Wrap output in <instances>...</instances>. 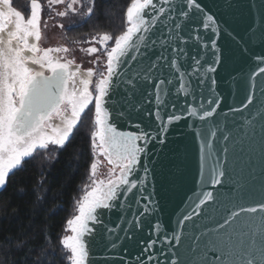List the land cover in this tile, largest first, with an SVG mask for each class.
I'll return each instance as SVG.
<instances>
[{
	"label": "snow or ice",
	"instance_id": "6c2138e0",
	"mask_svg": "<svg viewBox=\"0 0 264 264\" xmlns=\"http://www.w3.org/2000/svg\"><path fill=\"white\" fill-rule=\"evenodd\" d=\"M63 2L48 0L49 5ZM2 3L8 10L0 12V32L10 23L14 31L9 32L7 40L0 38V190L5 188L9 175L20 170L37 150H47L49 145L64 148L89 105L94 106L93 154L104 157L110 166L105 178H100L98 163L90 165L89 184L76 202L77 214L66 221L71 235L63 236L60 244L69 253L66 259L70 264H96L97 259L101 264H114L117 253L113 250L125 240H134L141 246L134 257L139 264H145V260L149 264L154 260L156 264H178L180 253L176 247L182 244L186 221L192 222L193 230L199 229V235L184 241L192 254L187 264H236L237 258L239 264L264 261V215L259 217L257 232L233 227L237 217L257 213V207L231 200L222 202L212 191L202 190L197 194L199 202L178 221V230L160 237V224L152 220L157 208L149 191L150 177L156 171V145L165 143L169 125L188 118L206 122L188 124L200 141L201 184L210 183L213 188L221 184L227 172L224 160L228 148L224 147L223 158L215 153L229 137L223 134L220 122L211 119L223 100L217 91V69L232 59L230 43L243 55L253 39L264 41V29L259 33L250 29L245 40L203 0H131L126 9V30L86 41L100 46L82 51L90 56L100 53L92 63L103 65L104 70L99 71L94 88L90 89L91 79L80 81L82 87L77 88L74 78L80 66L77 72L70 71L75 61L64 55L72 49L42 48L39 44L41 6L33 2L31 17L25 21L19 11L10 7L9 0ZM69 13L90 17L93 6L89 0H70L65 10L56 15L65 17ZM221 36L224 42L218 43ZM29 37H34L36 43L29 44ZM25 52L32 55L25 56ZM29 63L39 65L41 70L29 69ZM259 72L264 73V67ZM93 74L91 68L87 70L89 78ZM252 102L250 93L242 107L231 111L243 112ZM258 114L264 120V112ZM147 117L154 119L145 124ZM53 119L59 122L53 124ZM118 124L128 130L118 131ZM20 192L23 196L26 189ZM214 200L215 204L205 210V217L215 226L197 224L195 217L201 215L202 206ZM235 208L239 211L227 214ZM113 212L119 213L116 225L108 222ZM259 212L264 214V205ZM101 236L110 243L102 245L103 251L90 253L86 237L99 243ZM4 243L13 245L9 253L13 264H42L29 259L38 254L39 246L31 242L27 232L18 230ZM157 247L158 254L154 251ZM60 260L63 264L65 257Z\"/></svg>",
	"mask_w": 264,
	"mask_h": 264
},
{
	"label": "water",
	"instance_id": "95a60500",
	"mask_svg": "<svg viewBox=\"0 0 264 264\" xmlns=\"http://www.w3.org/2000/svg\"><path fill=\"white\" fill-rule=\"evenodd\" d=\"M203 3L213 12L223 15V18L229 22L230 30L243 36L245 40L248 39L250 29H254L257 33L264 29V0H203ZM223 42L224 37L221 36L218 43ZM230 46L234 51L232 59L224 68L217 69L219 77H225V79L219 77L217 79V91L223 100L217 114L211 118L220 122L223 134L229 137L228 141L219 145V150L215 153L223 158V149L228 148L227 159L224 160L226 175L222 178L221 184L215 188L210 183L206 186L201 184L200 141L194 128L188 127V124L198 126L206 122L188 118L187 121L182 119L169 125L165 143L156 145L158 150L154 154L156 171L155 175L150 177L149 188L157 208L152 220L160 224V237L171 235L173 231L178 230V221L194 207L195 203L199 202L197 194L202 190L212 191L214 197L222 202L231 200L240 202L245 207H257V213H242L236 218L233 227L237 229L257 232L259 217L264 215L259 212L260 207L264 205V120L258 114L264 112V73L259 72V68L264 67V41L259 38L253 39L243 55L236 49L235 44L230 43ZM76 67L77 65L74 64L70 71L73 72ZM31 70L41 69L39 65L34 64ZM71 84L70 82L69 89ZM250 93L253 97L252 104L243 112H232L231 109L240 108L246 103ZM222 113H227V116ZM153 119L147 117L144 123H151ZM165 119H167L166 115ZM247 121H251V124L246 123ZM117 130L128 129L123 124H118ZM217 137H221L220 132L217 133ZM213 145L214 148L217 147L215 141ZM149 148H152L151 144ZM208 164H211V160H208ZM213 204L215 200L202 206L201 215L195 217L197 224L215 226L205 217V210ZM231 211H239V208L229 209L227 214L231 215ZM210 215L215 213L210 212ZM118 216L119 213L113 212L108 222L116 225ZM201 217L205 219L202 220ZM185 224L186 228L181 237L182 244L176 247V251L180 253L177 257L178 264L181 261L187 264L192 257L188 251V244L184 242L186 238H190L193 234L199 235V229H192L191 221H186ZM86 240L90 241V253H99L103 251L102 245L110 243L104 236L100 237L99 243L91 241L88 237ZM113 251L117 253L114 264H139V259L134 257L140 253L141 246L134 240L123 241ZM154 251L158 254L160 248L157 247ZM91 259L90 255V261ZM96 264H101L99 259ZM145 264L149 262L145 260ZM151 264H156L155 260ZM236 264H239L238 258ZM259 264H264V261H260Z\"/></svg>",
	"mask_w": 264,
	"mask_h": 264
},
{
	"label": "trees",
	"instance_id": "16d2710c",
	"mask_svg": "<svg viewBox=\"0 0 264 264\" xmlns=\"http://www.w3.org/2000/svg\"><path fill=\"white\" fill-rule=\"evenodd\" d=\"M18 1L25 4L31 0ZM130 2L94 0L93 14L72 28L71 33L121 34L128 26L126 9ZM91 110L92 107L85 112L64 148L55 155L48 153L49 149L39 151L26 159L20 170L9 175L5 188L0 191V264H13V256L9 254L13 245L4 240L11 239L18 230L27 232L31 242L39 246L38 254L30 256V260L61 264L60 257H65L63 264H69L60 241L66 234V221L74 215V203L93 162L92 141L85 120ZM21 188L26 189L23 196ZM17 208L19 215H16Z\"/></svg>",
	"mask_w": 264,
	"mask_h": 264
},
{
	"label": "rangeland",
	"instance_id": "374dc122",
	"mask_svg": "<svg viewBox=\"0 0 264 264\" xmlns=\"http://www.w3.org/2000/svg\"><path fill=\"white\" fill-rule=\"evenodd\" d=\"M2 2V0H0ZM33 2L39 4L40 11H39V18H40V28H41V41L39 42L40 46L42 48H48V47H69L72 49V51L69 54H64L66 58L69 59H74L75 64L79 65L80 68L84 71L87 72L88 69L93 70V76L92 77H87L88 79L92 80V84L90 85V89L94 88L95 82L99 79V71L104 70L103 65L101 64H96L94 65L92 61L95 60L96 56H100V53H96L93 55H88L86 52H83L82 49H85L90 46H96L100 47L98 44L92 45L87 43L86 41L92 40L94 36H99L103 34H78V33H71V29L74 27H77L79 24L83 23L86 21L89 17H81L80 15L77 14H72L69 13L65 17H60L57 16L56 13L59 11H64L66 4L70 2V0H64L63 3L60 4H48V0H31V1H26L25 4L20 3V1L16 0H9L10 7L14 11H19L21 13L22 18L26 21L31 17V6ZM89 3L94 6V0H89ZM88 5H85V8ZM47 22V23H45ZM63 24V28H60L58 25ZM25 55V53H24ZM102 59H104L102 57ZM106 63V60H105ZM92 107L91 113L88 117L85 118V120L88 123V130L91 133L95 130V125H94V106L89 105V108ZM88 108V109H89ZM86 109L85 112L88 110ZM85 112L82 114L80 121L77 124V127L80 125L82 121V117L84 116ZM76 127V128H77ZM76 128L73 130V133L75 132ZM72 133V135H73ZM72 137V136H71ZM49 152L50 154L55 155L60 148H57L56 146L49 145ZM42 151V150H37V152ZM93 151V149H92ZM36 152V153H37ZM34 153V154H36ZM28 159V158H27ZM93 162L98 163V169H97V174L100 178H105V174L107 173L108 168L110 167L107 164V161L105 160L104 157H95L93 154ZM92 162V163H93ZM91 175V169L89 170L87 179L85 183L82 185L80 188V193L77 198V200L74 203V215L77 214L76 211V202L80 199V197L84 193L85 187L89 184V178ZM73 215V216H74ZM65 235H71L70 232L67 231L66 227V234ZM67 252V250H66ZM69 255V253L67 252ZM69 262V261H68ZM70 264V262H69Z\"/></svg>",
	"mask_w": 264,
	"mask_h": 264
},
{
	"label": "bare ground",
	"instance_id": "6f19581e",
	"mask_svg": "<svg viewBox=\"0 0 264 264\" xmlns=\"http://www.w3.org/2000/svg\"><path fill=\"white\" fill-rule=\"evenodd\" d=\"M8 9H7V7L0 1V12H6ZM12 20L14 21L15 20V17L13 16L12 17ZM11 31H14V26H13V24H9L6 28H5V30L3 31V32H0V38H3L4 40H7V38H8V34H9V32H11ZM29 44H32V43H36V41H35V39H34V37H29ZM16 46V42L15 41H13V47H15ZM25 54L26 55H32L31 53H28V52H25ZM34 66V64H31V63H29L28 65H27V67L29 68V69H32V67ZM73 72H77V67L75 68V70L73 71ZM88 76H87V72L86 71H84V70H82L81 68H79V72L77 73V75L75 76V87H77V88H80V87H82V85L80 84V81H82V80H84V79H88L87 78ZM72 88H73V84H71V87H70V89L69 90H72ZM59 121L58 120H56V119H53L52 121H51V123H53V124H56V123H58Z\"/></svg>",
	"mask_w": 264,
	"mask_h": 264
},
{
	"label": "flooded vegetation",
	"instance_id": "af4514ba",
	"mask_svg": "<svg viewBox=\"0 0 264 264\" xmlns=\"http://www.w3.org/2000/svg\"><path fill=\"white\" fill-rule=\"evenodd\" d=\"M25 56H30V55H26V54H25Z\"/></svg>",
	"mask_w": 264,
	"mask_h": 264
}]
</instances>
